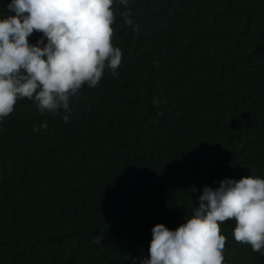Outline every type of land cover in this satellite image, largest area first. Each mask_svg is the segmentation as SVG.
Segmentation results:
<instances>
[{
	"label": "trees",
	"instance_id": "16d2710c",
	"mask_svg": "<svg viewBox=\"0 0 264 264\" xmlns=\"http://www.w3.org/2000/svg\"><path fill=\"white\" fill-rule=\"evenodd\" d=\"M111 8L116 75L106 66L68 110L20 97L0 117V264H130L154 224L190 217L203 185L264 178V0ZM219 227L223 264H264L234 220Z\"/></svg>",
	"mask_w": 264,
	"mask_h": 264
},
{
	"label": "clouds",
	"instance_id": "9594fccd",
	"mask_svg": "<svg viewBox=\"0 0 264 264\" xmlns=\"http://www.w3.org/2000/svg\"><path fill=\"white\" fill-rule=\"evenodd\" d=\"M112 3L8 0L4 8L11 14L0 12V117L12 112L20 97L34 99L42 112L68 110L69 96L84 83L95 86L106 66L117 74L122 53L111 43ZM121 15L132 25L127 11ZM34 30L41 36L30 43ZM214 183L215 187L202 186L197 206L183 223L174 229L154 224L148 257H132L130 264H223L225 236L219 222L226 219L234 220L236 241L264 254V178L224 177ZM100 240L101 235L94 238L96 243Z\"/></svg>",
	"mask_w": 264,
	"mask_h": 264
}]
</instances>
